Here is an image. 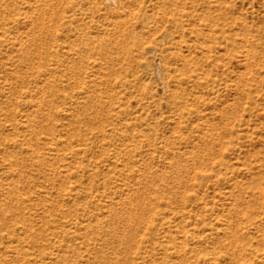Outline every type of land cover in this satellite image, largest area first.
<instances>
[{"label": "rangeland", "instance_id": "obj_1", "mask_svg": "<svg viewBox=\"0 0 264 264\" xmlns=\"http://www.w3.org/2000/svg\"><path fill=\"white\" fill-rule=\"evenodd\" d=\"M0 264H264V0H0Z\"/></svg>", "mask_w": 264, "mask_h": 264}, {"label": "bare ground", "instance_id": "obj_2", "mask_svg": "<svg viewBox=\"0 0 264 264\" xmlns=\"http://www.w3.org/2000/svg\"><path fill=\"white\" fill-rule=\"evenodd\" d=\"M106 1H111V0H106Z\"/></svg>", "mask_w": 264, "mask_h": 264}]
</instances>
